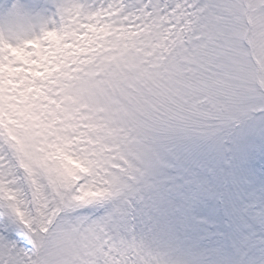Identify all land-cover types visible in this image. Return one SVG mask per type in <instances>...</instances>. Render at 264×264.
Segmentation results:
<instances>
[{
	"label": "snow or ice",
	"instance_id": "6c2138e0",
	"mask_svg": "<svg viewBox=\"0 0 264 264\" xmlns=\"http://www.w3.org/2000/svg\"><path fill=\"white\" fill-rule=\"evenodd\" d=\"M0 264H264V0H0Z\"/></svg>",
	"mask_w": 264,
	"mask_h": 264
}]
</instances>
